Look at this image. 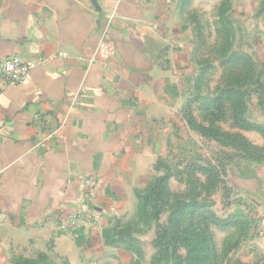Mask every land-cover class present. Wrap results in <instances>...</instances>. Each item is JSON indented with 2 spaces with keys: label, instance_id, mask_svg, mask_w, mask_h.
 <instances>
[{
  "label": "crops",
  "instance_id": "obj_1",
  "mask_svg": "<svg viewBox=\"0 0 264 264\" xmlns=\"http://www.w3.org/2000/svg\"><path fill=\"white\" fill-rule=\"evenodd\" d=\"M224 1L0 0V58L39 62L16 84L0 76V264L104 260L112 218L135 209L159 156L189 131L184 110L201 111L192 21L197 3L219 19ZM226 1L233 21L257 14L264 26L262 0ZM235 177L249 210L264 213V168ZM88 178L97 218L70 231Z\"/></svg>",
  "mask_w": 264,
  "mask_h": 264
},
{
  "label": "rangeland",
  "instance_id": "obj_2",
  "mask_svg": "<svg viewBox=\"0 0 264 264\" xmlns=\"http://www.w3.org/2000/svg\"><path fill=\"white\" fill-rule=\"evenodd\" d=\"M195 11L202 12L198 13L201 21H192L194 27L200 24L199 31L203 38V43L198 44V52L193 58L194 62L199 63L198 71L201 70V93L217 92L226 76L228 79L229 75L242 71L241 68H232L237 61L231 58L234 55L239 57V63L250 54L256 64V74L262 71L258 77L264 78V26L257 14L252 17L249 15L248 19L239 16L236 22H232L233 27L227 34L215 16L216 9L212 3H197ZM196 36L195 32V38ZM193 92L196 93V89ZM257 93L259 92H252L247 96L246 108L241 115L242 120H247L256 127L261 126L263 131L257 128H241L230 118L219 121L218 125L223 134L209 133L206 137L197 129L190 127L188 131L184 128L175 137L172 147L159 156L151 176L153 180L165 172L171 175L168 184L172 194L170 201L180 198L188 200L190 197L201 205L200 212L207 217L228 219L231 215L240 214L241 222L249 221L240 227L212 225L218 251L225 255L222 264H233L238 254L244 261L242 264H264V229L258 223L255 224L253 213L242 199L243 196L233 188L236 186V173L264 168V103ZM188 110L194 114L196 120L202 121L201 111H194L191 107ZM137 206L138 198L131 213L112 218V227L109 235H106L109 238L113 227L121 226L130 232L133 245L126 248L123 243H106L105 240L104 260L99 264H173L153 244L156 223L144 224L138 220ZM168 214L169 211L160 214L159 224L164 225L167 222ZM235 240L242 244L241 247L239 245L240 249L237 251V247L235 251H229L230 243ZM251 246H256V251L251 250ZM183 252L184 250H179V253ZM50 264L57 263L50 260Z\"/></svg>",
  "mask_w": 264,
  "mask_h": 264
},
{
  "label": "trees",
  "instance_id": "obj_3",
  "mask_svg": "<svg viewBox=\"0 0 264 264\" xmlns=\"http://www.w3.org/2000/svg\"><path fill=\"white\" fill-rule=\"evenodd\" d=\"M225 10H229L226 0L220 5L218 16L221 27L225 28L226 33L229 34L228 30L231 31L233 20L229 14H226ZM257 12H264V0L260 2ZM199 30H201L200 24L196 27V39L198 44H202L203 38ZM197 52L198 46L195 54ZM231 58L237 60L232 68H241L242 71L239 74L236 73V75H229L228 79L226 76L217 92L215 90L213 93L201 97L203 99L201 107L202 121L196 120L189 110H186L184 114L190 127L197 129L201 135L206 137L209 133L223 134L218 123L229 118L241 128H257V130L263 131L261 126L256 127L255 124L242 120L241 115L246 108L247 96L252 92H259L257 94L260 95L261 102L264 103V78L258 77L262 71L256 74V64L250 54L245 59L240 60L239 63H237L239 58L237 55ZM200 71L195 85L197 95L201 93L200 81L202 78ZM252 85H255V87H252ZM170 177L171 175L165 172L153 180L151 178L145 188L136 190L138 198L136 215L138 220H141L144 224L156 223V236L153 244L163 251L167 260L173 262V264H222L225 255H221L218 251L212 225L240 227V225L248 224L249 221L241 222L240 214L231 215L228 219L207 217L203 212H200L201 205H198L190 197H188V200L180 198L170 201L172 196L168 186ZM165 211H169V214L167 222L162 225L158 222L159 216ZM252 216L255 224L258 223L257 215L253 214ZM127 230L115 225L111 236L109 238L106 236V243H123L126 248L133 245L131 234ZM230 244L229 251H235L239 247L240 241L235 240ZM180 249L184 252L179 253ZM12 264H50V259L46 254L41 253L37 258L15 257L12 259ZM233 264L242 263L239 260H234Z\"/></svg>",
  "mask_w": 264,
  "mask_h": 264
},
{
  "label": "built area",
  "instance_id": "obj_4",
  "mask_svg": "<svg viewBox=\"0 0 264 264\" xmlns=\"http://www.w3.org/2000/svg\"><path fill=\"white\" fill-rule=\"evenodd\" d=\"M65 55V52L59 53ZM38 61L33 58H21L16 55L5 56L0 58V76L3 77L6 84H16L25 80L29 71L38 65ZM95 182L93 178H88L84 181L86 189L84 198L77 204L75 211L67 218L65 228L70 231H75L86 221L95 220L97 214L91 204L95 199L94 191ZM258 225L264 229V213L257 216Z\"/></svg>",
  "mask_w": 264,
  "mask_h": 264
}]
</instances>
